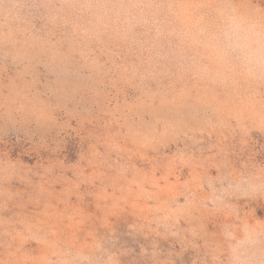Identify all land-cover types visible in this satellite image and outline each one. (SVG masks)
Here are the masks:
<instances>
[{
  "label": "rangeland",
  "instance_id": "374dc122",
  "mask_svg": "<svg viewBox=\"0 0 264 264\" xmlns=\"http://www.w3.org/2000/svg\"><path fill=\"white\" fill-rule=\"evenodd\" d=\"M0 264H264V0H0Z\"/></svg>",
  "mask_w": 264,
  "mask_h": 264
}]
</instances>
